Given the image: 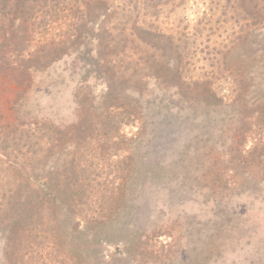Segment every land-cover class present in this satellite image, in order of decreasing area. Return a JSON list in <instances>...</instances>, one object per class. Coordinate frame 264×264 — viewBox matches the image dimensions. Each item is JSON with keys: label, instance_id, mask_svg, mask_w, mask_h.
Here are the masks:
<instances>
[{"label": "rangeland", "instance_id": "obj_1", "mask_svg": "<svg viewBox=\"0 0 264 264\" xmlns=\"http://www.w3.org/2000/svg\"><path fill=\"white\" fill-rule=\"evenodd\" d=\"M0 264H264V0H0Z\"/></svg>", "mask_w": 264, "mask_h": 264}, {"label": "trees", "instance_id": "obj_2", "mask_svg": "<svg viewBox=\"0 0 264 264\" xmlns=\"http://www.w3.org/2000/svg\"><path fill=\"white\" fill-rule=\"evenodd\" d=\"M101 4V3H100ZM16 65L17 64H14V67H16ZM13 70V68L11 69V71ZM15 71V70H14ZM18 72V73H17ZM15 71V73L17 74V75H15V77L18 79L19 77H21L20 79H21V81L22 80H24V79H26V78H28L27 76H29V77H31L30 76V73H29V70L28 69H26V67L25 66H20L19 67V69H18V71ZM23 78V79H22Z\"/></svg>", "mask_w": 264, "mask_h": 264}]
</instances>
